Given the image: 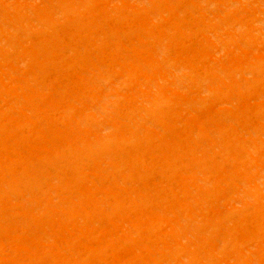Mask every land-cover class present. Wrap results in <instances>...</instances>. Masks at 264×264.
Returning a JSON list of instances; mask_svg holds the SVG:
<instances>
[{
    "label": "bare ground",
    "instance_id": "6f19581e",
    "mask_svg": "<svg viewBox=\"0 0 264 264\" xmlns=\"http://www.w3.org/2000/svg\"><path fill=\"white\" fill-rule=\"evenodd\" d=\"M0 264H264V0H0Z\"/></svg>",
    "mask_w": 264,
    "mask_h": 264
}]
</instances>
